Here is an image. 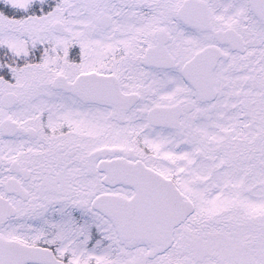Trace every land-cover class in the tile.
Returning a JSON list of instances; mask_svg holds the SVG:
<instances>
[{
  "label": "flooded vegetation",
  "instance_id": "af4514ba",
  "mask_svg": "<svg viewBox=\"0 0 264 264\" xmlns=\"http://www.w3.org/2000/svg\"><path fill=\"white\" fill-rule=\"evenodd\" d=\"M66 9L9 61L0 36V235L40 248L39 264H264V0ZM198 190L229 197L223 256L218 224L189 226L208 212ZM110 197L122 217L190 216L156 254L119 239Z\"/></svg>",
  "mask_w": 264,
  "mask_h": 264
},
{
  "label": "rangeland",
  "instance_id": "374dc122",
  "mask_svg": "<svg viewBox=\"0 0 264 264\" xmlns=\"http://www.w3.org/2000/svg\"><path fill=\"white\" fill-rule=\"evenodd\" d=\"M35 1L36 0H0L1 4L6 3L10 7L16 9L19 12V15L14 17L13 12H12L13 14L6 15L0 10V36L4 37V40L2 39V42L8 45V47L10 48L8 52L9 56L4 55L3 58L8 59V61L11 60V57L15 56L17 54V51L21 48L22 46L21 37L27 35L28 38L31 40V41L27 40V42L37 43L39 41L41 31L43 32L50 31V34H52V26L57 19H61L63 17L69 19L71 17V12L68 9H66L64 12L70 13V16L66 14L64 15L63 12H56V8L60 4L70 3L71 0H65V1L61 0L58 2V4H57V0H55V2H53L52 7L50 8L51 10L49 11H44L42 9L44 8L42 7L43 2L44 3H49V2H45L47 0H41L42 2H40V10L36 8L33 14H31L30 10L26 12L25 8L27 7V5ZM72 1L75 2L77 0H72ZM97 1L98 0H78V2L81 3L84 9H87L89 12L92 6L97 3ZM27 14L30 16H26ZM224 178L227 179V176H225ZM200 180L205 181L206 179L203 178ZM209 185H213V184H209ZM187 188L189 187L187 186ZM193 195L197 197L196 201L198 202L199 207L201 208L207 207L205 209L208 210V212L206 213L205 216H203L202 213H200V211L199 212L198 210L195 211L193 221L189 226L193 231H198L200 234L205 233L206 235H209L210 233H213L214 230L216 229V227H212L211 225L218 224L216 231L217 233H219V235H215L218 237L215 239L214 244L219 246L220 249L219 255L223 256L224 245H227L228 243L230 212L233 211V209L232 210L229 209L230 207V201H228L229 197L228 195H210L205 199V194L203 195V193L200 190H198V193H192V196L190 195L191 199H194ZM221 200L224 201V204L221 207H217L216 205H214L217 204L218 202H221ZM262 201L264 200H261V202ZM248 212L251 215L250 211ZM213 215H216L215 217L217 219L210 220ZM71 239H68L66 242L70 244ZM205 241H207L205 243V245H207L208 240H204V242ZM205 264H215V262L214 260H208Z\"/></svg>",
  "mask_w": 264,
  "mask_h": 264
},
{
  "label": "water",
  "instance_id": "95a60500",
  "mask_svg": "<svg viewBox=\"0 0 264 264\" xmlns=\"http://www.w3.org/2000/svg\"><path fill=\"white\" fill-rule=\"evenodd\" d=\"M58 26L61 24L55 25L56 28ZM122 203V200L111 197L109 198V208H105L104 211L114 221L119 237L123 242L129 245L152 244L156 252H161L170 245L174 227L183 217L175 212L157 209V220L152 224L149 223L148 209H145L146 215L137 220L139 208H129V206L124 205V209L131 211L132 214L126 215L125 219L122 220L118 215L123 209L119 208ZM27 261L39 262L40 250L21 246L0 237V264H24Z\"/></svg>",
  "mask_w": 264,
  "mask_h": 264
},
{
  "label": "trees",
  "instance_id": "16d2710c",
  "mask_svg": "<svg viewBox=\"0 0 264 264\" xmlns=\"http://www.w3.org/2000/svg\"><path fill=\"white\" fill-rule=\"evenodd\" d=\"M8 9H9V8H7V7H3V5L0 4V10H1V11H6V10H8Z\"/></svg>",
  "mask_w": 264,
  "mask_h": 264
}]
</instances>
